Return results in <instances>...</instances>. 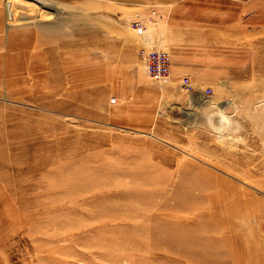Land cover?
Segmentation results:
<instances>
[{"label": "rangeland", "instance_id": "obj_1", "mask_svg": "<svg viewBox=\"0 0 264 264\" xmlns=\"http://www.w3.org/2000/svg\"><path fill=\"white\" fill-rule=\"evenodd\" d=\"M47 2L23 28L0 0V53L46 26L34 63L62 66L0 57V264H264V0ZM152 48L217 80L161 82ZM127 67L197 97L157 100L167 129L120 121Z\"/></svg>", "mask_w": 264, "mask_h": 264}, {"label": "crops", "instance_id": "obj_2", "mask_svg": "<svg viewBox=\"0 0 264 264\" xmlns=\"http://www.w3.org/2000/svg\"><path fill=\"white\" fill-rule=\"evenodd\" d=\"M16 2L17 4L15 6H19L18 11L17 9H15V6H14ZM35 3L40 4V5L43 4V6L41 8H35V6H33ZM5 4H6L5 6L6 18L8 16L7 15V9H8L7 5L10 4L12 17L17 19L16 26L20 25L23 28L28 26L32 22L38 21L39 18H41L38 15V11L42 9H46L47 5L49 6L51 5V3L47 2V0H44V1L42 0H23V1L22 0H5ZM1 13H2V10L0 9V25H1V18H2ZM14 26H9V27L13 28ZM55 29H56L55 30L56 33H59V31H60V34L63 33V30H62L63 28L61 26L57 25L55 26ZM34 30L36 31L28 32L29 34L22 31L21 36L20 34H17V32L15 34L9 35L10 41L9 40L7 41V50L4 53H0V57L4 54V56L7 59V64H6V67L4 68V71L13 72L16 69H21V68H28L29 70H31L35 68H40L42 66L43 68L45 67L49 68L47 70L48 79L52 77L55 79V81L60 80L61 77L56 74L57 72H55V74H52L49 71H51L54 66L61 68L62 67L61 65L55 64L52 67L51 63L46 64V65L43 64V62L38 63V64L34 63L36 59H39V56L37 55H41V53H43V50L41 48L40 52L38 49V51H35V53H33V51L30 50V46H32V43L34 42L35 48H37L36 46H40L45 41L49 40L44 37L43 33L45 31L48 32L50 29L48 30L46 26L45 27L42 26ZM36 32H38V34H36ZM2 40L3 38L2 36H0V43L2 42ZM53 41L57 42V37L53 38ZM9 51H11L12 53ZM48 51H49V54L51 53L50 58L58 57V52L56 51V48L54 47V45L50 46ZM135 51L136 52L131 51L130 54H127L125 56L128 61L136 60V62H138V57L135 56L138 54V48ZM17 53L21 55V59H22L21 63L15 62V55ZM129 65H131V63ZM210 67L211 66H208L206 64H200L199 69L202 72H200L199 74H194L195 71L193 68H191V66H189V64L172 63V73L173 75H176V76H179L185 73L195 75L197 76L196 82L206 83V82L216 81L217 74L212 75L207 70ZM140 68H141V65H140ZM126 69H127V75L124 79L126 80V83L128 84L127 91L123 92L122 89L120 90V88H118L117 89L118 93H116L117 94L116 97H114L113 101L111 99L110 102L119 103L120 105L118 107L125 108V110L127 111L126 117L120 119V121H123L126 123H135L137 124V127L142 130H162V129L169 128V127H165L162 124H160L159 120L156 119L155 117V107L157 104V100L159 98L161 97L162 98H173L174 97V98L188 100L190 98L197 97V94L193 91L160 93V91L157 90V85L153 83L152 81H150V79H147L145 76L141 77L138 75H134L133 73H131V70H132L131 67H127ZM31 75L32 73L30 72V77ZM51 81H53V79H51Z\"/></svg>", "mask_w": 264, "mask_h": 264}, {"label": "built area", "instance_id": "obj_3", "mask_svg": "<svg viewBox=\"0 0 264 264\" xmlns=\"http://www.w3.org/2000/svg\"><path fill=\"white\" fill-rule=\"evenodd\" d=\"M145 66L153 78L165 82L172 75V55L167 49L152 48L145 56ZM181 81L188 89H192L193 84L187 74L181 77Z\"/></svg>", "mask_w": 264, "mask_h": 264}, {"label": "bare ground", "instance_id": "obj_4", "mask_svg": "<svg viewBox=\"0 0 264 264\" xmlns=\"http://www.w3.org/2000/svg\"><path fill=\"white\" fill-rule=\"evenodd\" d=\"M22 1H23V0H22ZM46 4H47V3H46ZM27 5H28V4H27ZM44 5H45V4H44ZM33 6H35V8H39V7H42L43 4L40 5V4H36V3H35ZM47 6H48V5H47ZM13 7H14V6H13ZM7 8H8V9H7V15H8V16H7V21H8V22H11L12 12H11L10 4L7 5ZM43 10H46L47 12H49L47 8H46V9H42V10L38 11V15H39V17H44V16H45V15H44L45 12H44ZM43 12H44V13H43ZM47 14H48V13H47ZM47 14H46V15H47Z\"/></svg>", "mask_w": 264, "mask_h": 264}]
</instances>
